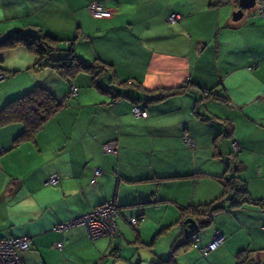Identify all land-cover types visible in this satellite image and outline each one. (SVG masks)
I'll use <instances>...</instances> for the list:
<instances>
[{
  "label": "crops",
  "instance_id": "1",
  "mask_svg": "<svg viewBox=\"0 0 264 264\" xmlns=\"http://www.w3.org/2000/svg\"><path fill=\"white\" fill-rule=\"evenodd\" d=\"M88 1L0 0V35L15 28L47 33L86 60L105 61L109 70L101 82L110 81L121 93L112 97L91 84L88 72H78L69 80L77 87L72 100L32 140L12 144V137L0 136V235L29 237V248L20 251L22 264H138L135 253L126 252L132 246L131 240L125 245V217L139 216L131 224L137 241L135 225L142 221L152 219L164 231L180 226L173 245L184 236L181 210L218 196L219 176L231 169L245 180L250 197L264 201L259 0L238 18L232 16L238 0H98L111 9L109 17L89 13ZM170 11L181 15L173 23L167 21ZM181 85L183 91L152 98ZM133 104L147 115L135 116ZM111 139L115 153L102 148ZM95 167L100 171L93 177ZM52 174L54 184L47 182ZM107 199L119 208V237L91 240L81 223L54 228ZM209 224L198 242L221 233L209 254L226 252L230 259L223 264H234L240 248L264 247V207L254 201L215 213ZM239 224L246 225L248 240L234 245L230 236ZM183 242V248L191 245Z\"/></svg>",
  "mask_w": 264,
  "mask_h": 264
},
{
  "label": "trees",
  "instance_id": "2",
  "mask_svg": "<svg viewBox=\"0 0 264 264\" xmlns=\"http://www.w3.org/2000/svg\"><path fill=\"white\" fill-rule=\"evenodd\" d=\"M101 3L104 6H106L103 2ZM86 8H87V4H86ZM170 12H175L179 15V17L176 18L171 23L177 21L181 16L176 11H170ZM109 16H111V14ZM109 16H96V17H109ZM167 21L170 22L168 19ZM57 41L59 40L56 39L55 37L50 36L47 33H41V32L34 33L28 30L15 28L0 35V51L6 48H11L17 45H21L25 49L36 55V59L32 64L33 67H40L42 65L49 66L52 70L57 72L61 77H63L66 80L72 79V77L78 72L81 71L88 72L91 76V84L94 87H96L99 90L109 91L110 93L113 94L112 97L117 98L121 95V93L114 91V87L110 83H108L110 81H108L107 83L101 82V78L103 74L109 70V65L106 64L105 61L98 60V58H94L92 60H86L76 55L73 52L71 45H69L67 48H64L56 44ZM61 51L62 53H60ZM2 69L3 67L0 65V73L3 75L2 76L3 79L4 77H6V73L2 71ZM12 71H16V69ZM129 81L130 80H122L121 82H123L126 85L127 83H129ZM71 85L73 84L71 83L69 85L68 90L63 95L57 96L53 93V91L50 88L40 83H36L33 84L28 89L24 90L23 92L11 95L6 101H4V103L0 105V126L14 121H20L22 124L19 132L12 137L11 143L12 144L17 143L21 140H29V139L32 140L35 132L42 126L44 121L48 119L53 113H55V111L59 109V107L65 105L68 98L71 95L72 96L74 95V94H69ZM184 88L185 87L181 85L168 89H162L160 91L158 90L157 92L153 93L152 98L155 97L158 98L165 96L167 94L180 92L183 91ZM76 91H77V87H76ZM207 92H209V90H207ZM63 96H66V98L65 101L62 103L61 99ZM133 105H137V104H133ZM132 106H131V111H132ZM138 117H143V116H138ZM103 144H102V148H103ZM235 173H236L235 170L231 169L230 172L227 173L225 172L221 176H219V180L222 184V190L218 196L212 198L207 202H202L198 204L190 203L187 205L186 208L181 210V214L178 221L180 222L183 228H185L186 225L183 222V220L188 216L194 218L195 221L198 223V227L196 228V231H199L200 227L209 224L212 221L215 213L224 210L226 208H234L242 205L243 203L251 202V201H254L260 207H264L263 200L255 199L249 196L246 190L245 180L241 179ZM108 200L109 199L103 200L101 202ZM113 205L115 208V220L117 222V218L119 217L120 212L118 205L115 204L114 202ZM127 216H135L136 222L140 219L139 216L136 215H127ZM125 219L127 220L126 217ZM127 222L129 224H133L130 223L128 220ZM59 230L62 231L63 229H59ZM185 232L186 231L183 230L181 236H183ZM4 236H17V235H4ZM105 236H109V235H105ZM119 236H120V231L117 237ZM88 238L92 240L97 237L91 238L88 236ZM114 238L116 237L114 236ZM58 241L61 242V245L60 246L56 245L57 241L55 242V245L56 247L61 248L62 240H58ZM185 241L189 242L188 240ZM221 241L219 243H221ZM196 242L198 247H194V246L193 247L199 249L200 246L203 245V243L199 244L198 240ZM29 246H30V241L27 248H29ZM113 250H117V247H113L109 252L112 253ZM172 250L166 257L160 258V261L168 260L172 256ZM259 253H264V247L240 248L235 252L234 264H264V258H260L261 256L259 255ZM19 256H20V251H19ZM21 264H22V260H21Z\"/></svg>",
  "mask_w": 264,
  "mask_h": 264
},
{
  "label": "rangeland",
  "instance_id": "3",
  "mask_svg": "<svg viewBox=\"0 0 264 264\" xmlns=\"http://www.w3.org/2000/svg\"><path fill=\"white\" fill-rule=\"evenodd\" d=\"M60 53H62V51ZM0 58V65L3 67L2 71L6 73V77L0 80V105L10 97L9 95L23 92L36 83H40L50 88L57 96L64 93V91L59 92V90L63 89V87L66 89L69 88V80L60 78L56 72L52 73L53 71L49 66L42 65L36 68L31 66L36 59V55L26 50L23 46L18 45L17 47L14 46L9 49L6 48L1 50ZM14 69H16V71H12ZM103 77L104 76H102V78ZM59 80L61 81V85L56 87V81ZM72 98L73 97L71 95L67 101L69 102ZM21 126L22 124L20 121H14L4 126H0V136L3 137L6 135L11 139V137L17 133L15 132L16 128H21ZM12 128L15 130H12ZM3 187L4 184H2V188ZM2 188L1 191L4 190ZM159 217L160 212L156 211L154 219L158 220ZM135 226L138 228V239L140 241L136 240V230L131 224L126 225L127 232L124 233V236L125 245L131 240V243L129 244L132 246L131 251L127 250L126 252L129 254L135 253V260H138V264H223L224 260L228 261L230 259L227 253H223V251L218 252L217 254H209L211 249L206 253H202L200 249L194 248L192 245L187 247L185 246V248H183L181 246L185 245V243L183 242L182 237H180V240H177L178 242L172 245L170 242L172 235L176 231L180 232V226H172L171 228H168L167 231H164L161 229V224H157L152 219L149 220L148 223L147 221H142L139 224L137 223ZM209 226H211V224H206L200 227L198 233L201 237ZM244 227H246V225L239 224L233 228L232 235L230 236V242L232 244L240 245L245 243L246 239L248 240V237L246 236V234L248 235V232L244 229ZM253 235L259 236L261 239L263 238V233L258 230H253ZM200 243L201 241L199 240V244ZM171 250L173 252L172 256L168 260L160 261L159 258L161 256L166 257ZM260 255L264 258V253H261Z\"/></svg>",
  "mask_w": 264,
  "mask_h": 264
},
{
  "label": "built area",
  "instance_id": "4",
  "mask_svg": "<svg viewBox=\"0 0 264 264\" xmlns=\"http://www.w3.org/2000/svg\"><path fill=\"white\" fill-rule=\"evenodd\" d=\"M257 7L259 13L264 17V7L262 1L257 2ZM87 8L92 15L95 16H109L111 14V9L104 6L100 1L90 0L87 3ZM179 15L175 12H170L167 19L172 22ZM2 74L0 73V79H2ZM76 87L71 85L69 94H75ZM66 96L62 97V103L65 101ZM132 113L135 116H146L147 111L138 105L132 106ZM235 148V141L232 143ZM103 150L107 152L115 153L117 151V146L114 140L107 141L103 144ZM99 168H93V177L99 174ZM57 181V176L52 174L48 177L47 182L55 183ZM127 220L130 223L136 222L135 216H127ZM81 223L84 224L89 237H99V236H115L119 235V228L115 220V208L113 201L108 200L100 202L93 206V208L78 216L72 218L69 222H60L54 226L55 229H64L68 225ZM184 240H188L190 244L194 247L197 246V240L199 239V233L196 230H187L183 236ZM223 239V235L219 232H214L210 240L200 246V251L205 253L206 251L214 248ZM29 237L27 235H17V236H0V264H21V259L19 256V251L28 247ZM56 245L60 246L61 242L57 241Z\"/></svg>",
  "mask_w": 264,
  "mask_h": 264
},
{
  "label": "water",
  "instance_id": "5",
  "mask_svg": "<svg viewBox=\"0 0 264 264\" xmlns=\"http://www.w3.org/2000/svg\"><path fill=\"white\" fill-rule=\"evenodd\" d=\"M238 4L239 7L232 13L233 18L240 17L242 14V9L252 6L254 4V0H238ZM183 222L186 224L184 228L185 231L194 230L198 227V223L190 216L184 218Z\"/></svg>",
  "mask_w": 264,
  "mask_h": 264
}]
</instances>
